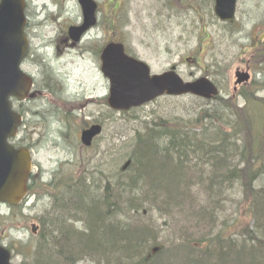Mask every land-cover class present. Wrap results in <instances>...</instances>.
<instances>
[{
	"label": "trees",
	"instance_id": "trees-1",
	"mask_svg": "<svg viewBox=\"0 0 264 264\" xmlns=\"http://www.w3.org/2000/svg\"><path fill=\"white\" fill-rule=\"evenodd\" d=\"M252 64L264 69V52L254 55ZM261 91L257 83L248 84L235 92L238 96L215 98L216 106L192 121L146 125L116 175L96 176L86 168L54 180L52 210L40 217L28 259L32 264H264ZM237 185L247 224L236 219L239 236L225 237L216 234L214 213ZM160 220L178 230L155 254L163 235ZM202 231L206 235L191 238ZM17 253L25 255L20 247Z\"/></svg>",
	"mask_w": 264,
	"mask_h": 264
},
{
	"label": "rangeland",
	"instance_id": "rangeland-1",
	"mask_svg": "<svg viewBox=\"0 0 264 264\" xmlns=\"http://www.w3.org/2000/svg\"><path fill=\"white\" fill-rule=\"evenodd\" d=\"M35 1L40 7L47 6L44 13L39 9L41 37L36 39L35 45L47 48L50 63L53 64L54 48L46 45H51L52 40L55 45H59L58 32L68 24L80 23L83 20L82 11L74 0ZM101 1L104 4L105 0ZM165 1L135 0L131 3L133 11L129 12V28L125 29V33L120 27L112 28V39L129 41L140 53L141 58L151 66L153 74L160 75L176 65L178 74L185 82L209 78L221 88L223 99L238 96L234 92L235 74L247 67L252 70L250 84L257 83L264 88V69H259L261 65L255 67L252 64L254 55L264 52V0H240L237 21L225 26L217 22L213 6L210 8L206 5L208 10L202 11L198 0H190L188 13H172L174 17L163 22L157 29L149 17L152 9H156L153 8L155 3L162 5ZM107 15L109 16V13ZM161 15L159 18L157 15V21L162 20ZM112 20L118 19L113 17ZM81 50L71 51L64 48L63 57L55 60L58 71L65 75L70 74L67 77L70 89L68 92L62 91V84H56H60L61 91L56 90L53 94V104L51 103L46 114L43 111L38 112L40 105H44V99L40 98L38 104H34L37 114L30 119L22 136L27 147L33 150L34 181L37 182L34 190L37 196L11 211L0 210V243L11 248L14 264H32L28 258L36 239L31 232V224H40V217L48 216V212L52 210L55 191L51 183L54 180L79 174L86 168L96 176L101 172L109 176L116 175L129 161L133 149L130 145L136 133H144L146 125L151 126L154 121L160 123L161 120L183 124L194 120L200 113L214 108L217 104L215 100H204L192 95L165 96L128 114L101 107L100 100L96 104H88L86 95L94 96L93 93H88V89L92 91L97 87L98 94L102 95L105 91L100 90V87L108 91V83L98 74L90 62L91 58L83 55ZM41 52L44 53L45 50L41 49ZM43 58L37 55L39 62L43 61ZM193 59L196 60L195 66L191 61ZM61 61L64 63L61 64ZM35 68L36 66L30 69L37 74ZM242 89L243 87H240L239 91ZM45 94L48 96L47 92ZM257 96L264 98V91L259 92ZM237 105L243 108L244 99L238 97ZM105 113L107 117H104ZM99 114H102L104 133L92 148L86 149L81 145L80 134L92 121L93 116ZM242 195L241 185L226 191L225 200H221V208L217 207L214 213L217 221L216 234L220 233L225 237L239 236L241 226H237L238 230L233 227L236 219L243 221V226H246ZM200 198L205 199L206 195L201 192ZM206 200L210 203L208 198ZM218 202L219 200L209 206H217ZM155 217L159 221V217ZM160 223L163 235L159 238L157 247L172 241L171 232L178 230L168 229L161 220ZM188 228L190 227L186 226L183 229ZM201 233L206 235V232L202 231L191 238H199ZM19 247L25 255L17 253Z\"/></svg>",
	"mask_w": 264,
	"mask_h": 264
},
{
	"label": "water",
	"instance_id": "water-1",
	"mask_svg": "<svg viewBox=\"0 0 264 264\" xmlns=\"http://www.w3.org/2000/svg\"><path fill=\"white\" fill-rule=\"evenodd\" d=\"M79 1L84 23L70 29L75 42L96 24L97 4L94 0ZM237 4L238 0H216L215 14L223 22H232L236 19ZM25 9L24 0H0V204L10 206L22 203L32 174L31 151L16 149L11 144L22 124V116L14 110L12 99H27L34 83L22 70L29 52ZM102 61L103 73L111 84L108 104L117 112L131 111L163 96L194 95L211 100L219 95L218 87L208 78L185 82L176 71L152 75L146 63L128 56L119 43L106 47ZM250 78L249 73L238 71L236 85L248 83ZM102 132L100 125L86 129L81 135L82 144L91 147ZM159 250L155 248L153 253ZM11 260L12 253L0 245V264H13Z\"/></svg>",
	"mask_w": 264,
	"mask_h": 264
},
{
	"label": "flooded vegetation",
	"instance_id": "flooded-vegetation-1",
	"mask_svg": "<svg viewBox=\"0 0 264 264\" xmlns=\"http://www.w3.org/2000/svg\"><path fill=\"white\" fill-rule=\"evenodd\" d=\"M201 10L202 11H207L208 7L206 5L213 6V13L215 15V5H216V0H198ZM26 2V19H27V25H26V35L29 41V53L27 58L25 59L23 63V69L24 71L32 77L34 81V85L32 88L31 96L26 99L25 101H19L17 99H13V105L14 108L18 113H20L23 118H24V123L25 126L23 127L25 129L26 124L28 126V123H30V119H33L36 114L37 110L35 109V105L38 104V102L41 100L40 98L44 99V105H40V109H38V112L43 111L44 114H46L49 110V106L51 103L53 104V99L52 96L55 94L56 90H61L62 91H69V80L67 79L68 75L62 74L60 71H58L57 66H55V60L57 58H60L63 54L64 48L67 50H81V53L83 55H88L91 58V63H93L96 71L98 74L103 78L105 83H108V91L106 88L100 87V90L103 89L105 91L104 94L99 95V89L97 87H94L93 90L88 89V93H93L94 96L86 95V101L88 104H96L97 101L100 100L101 107L105 106L108 107V96L110 93V81L107 79L103 73L102 67H103V62H102V56L103 53L110 44L112 43H119L124 46L125 53L139 61L145 62L151 69V66L144 61L141 58V55L137 50H135L134 46L127 41V40H113L112 39V28L120 27V29L125 33V29H128L129 27L127 24L129 23V12L133 11V8L131 7V3L135 2V0H105L104 4L101 0H94V2L97 4V11H96V24L94 27H92L83 37L79 42H75L70 35V29L72 27H80L83 25L84 19L77 24H68L65 28L62 29V31L58 32V37L59 39V45H55V41L52 40L51 45H46L47 47H53L54 48V57L52 58L53 64L50 63V58H49V53H47V48H44L43 46L38 47L35 45L36 39L41 37V22L39 20V9L43 10L42 13L45 12L46 10V5H43L42 7L38 6L36 4L35 0H25ZM209 2L211 3L209 5ZM240 0H238V5H239ZM74 3L77 5L79 10L82 11V7L80 4L79 0H74ZM190 0H166L164 4H158L155 3L153 8H156L155 10L152 9L151 14H150V19L154 21V24L156 25V28L160 25L163 24L166 20H171V18L174 17L172 13H175L176 11H179V13H188V7H191L189 4ZM102 11L104 12V15H102ZM109 13V16L107 15ZM163 14V16L161 15ZM157 15L159 18V15L162 16L161 21H157ZM82 16H83V11H82ZM113 17H116V20H112ZM215 18L217 22L223 26L229 25V24H234L233 23H224L219 18L215 15ZM44 23V22H42ZM41 49H44L45 52L42 53ZM69 51V52H71ZM37 55H41L43 58V61H38L37 60ZM87 56V57H88ZM63 57V56H62ZM61 59V58H60ZM192 64L195 66L196 65V60H191ZM61 64L64 63V61L60 62ZM36 68L34 69L37 71V74L33 71H31L30 68ZM176 71L178 72V66L173 65L171 66L167 71ZM238 71H244V72H249L251 74V68L247 67V69L243 70H238ZM164 72V73H165ZM179 73V72H178ZM153 74V72H152ZM61 83V88L60 84L56 86V84ZM98 85V84H97ZM218 86V85H217ZM219 87V86H218ZM241 87V86H240ZM238 86H234V91L239 92ZM220 88V87H219ZM60 90V91H61ZM107 91V93H106ZM222 91V90H221ZM47 92L48 96L45 94ZM87 93V94H88ZM84 95V94H83ZM33 104V105H32ZM35 104V105H34ZM31 105V106H30ZM96 106V105H95ZM111 111V109L109 108ZM109 115V111H108ZM107 117V113H105V116ZM100 124L103 126L104 125L102 122V114H99V116L94 115L92 121L88 124V126L85 129H88L94 125ZM24 129L20 133L19 137L15 141L16 146L18 147H24L26 144L24 143V140H22V136H24ZM27 129V127H26ZM34 174L32 175L31 178V185L35 184L34 181ZM36 198V195L31 196V191H29L28 198ZM34 225L35 223L31 224V229L32 231L34 230ZM39 225V224H38ZM37 230V228H36ZM34 233V232H33Z\"/></svg>",
	"mask_w": 264,
	"mask_h": 264
}]
</instances>
